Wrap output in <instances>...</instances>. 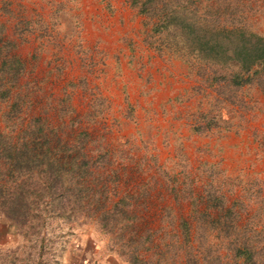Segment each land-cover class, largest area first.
Segmentation results:
<instances>
[{
    "label": "rangeland",
    "instance_id": "374dc122",
    "mask_svg": "<svg viewBox=\"0 0 264 264\" xmlns=\"http://www.w3.org/2000/svg\"><path fill=\"white\" fill-rule=\"evenodd\" d=\"M223 12L264 38V0ZM143 38L130 0H0V132L41 129L28 138L83 187L35 229L0 213V264H186L182 223L201 263L197 220L220 264L228 239L264 245V90L210 87Z\"/></svg>",
    "mask_w": 264,
    "mask_h": 264
},
{
    "label": "trees",
    "instance_id": "16d2710c",
    "mask_svg": "<svg viewBox=\"0 0 264 264\" xmlns=\"http://www.w3.org/2000/svg\"><path fill=\"white\" fill-rule=\"evenodd\" d=\"M130 6L143 17L144 43L159 54L184 60L210 87L254 84L264 90V38L225 15L228 0H130ZM2 75L0 99L4 100L8 89L1 90ZM17 102L18 98L10 105L12 109L17 108ZM37 121H33L34 125ZM33 131L23 128L15 141L0 132V213L18 232L38 227L42 212L60 217L75 213L79 207L69 203V196L83 193V187L75 180L71 188L63 186L62 171L48 155L49 141L45 139L43 144L30 139ZM40 131L37 128L34 132ZM197 224L201 263L192 254L187 226L182 223L186 264H220L219 246L210 244L205 234L209 227L203 229L199 220ZM222 226V222L216 224V236ZM101 227L106 233L111 223L104 221ZM246 241L234 237L225 242V264H264V245L255 251ZM136 254H126L130 264H148L136 259Z\"/></svg>",
    "mask_w": 264,
    "mask_h": 264
}]
</instances>
